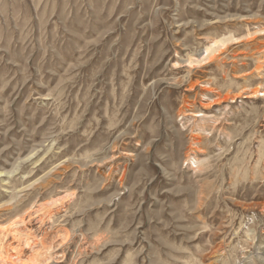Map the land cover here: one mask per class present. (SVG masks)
<instances>
[{
    "label": "rangeland",
    "instance_id": "obj_1",
    "mask_svg": "<svg viewBox=\"0 0 264 264\" xmlns=\"http://www.w3.org/2000/svg\"><path fill=\"white\" fill-rule=\"evenodd\" d=\"M0 264H264V0H0Z\"/></svg>",
    "mask_w": 264,
    "mask_h": 264
}]
</instances>
